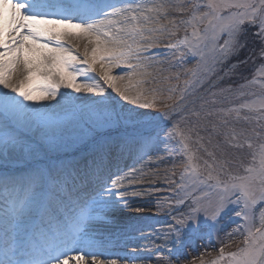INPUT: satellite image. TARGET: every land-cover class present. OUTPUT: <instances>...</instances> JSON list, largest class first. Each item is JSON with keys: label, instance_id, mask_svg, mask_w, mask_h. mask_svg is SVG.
Instances as JSON below:
<instances>
[{"label": "snow or ice", "instance_id": "snow-or-ice-1", "mask_svg": "<svg viewBox=\"0 0 264 264\" xmlns=\"http://www.w3.org/2000/svg\"><path fill=\"white\" fill-rule=\"evenodd\" d=\"M174 11L181 18L162 25L172 13L156 0H0V210L12 220L0 264H116L96 259L101 246L182 243L202 225L211 234L227 211L239 222L226 235L241 234L242 244L226 253L222 243L212 264H264V91L258 109L255 102L228 107L231 97L256 93L221 87L236 64L264 61V0H181ZM249 29L261 46L241 60ZM73 40L84 42L82 56ZM177 53L169 68L196 61L183 70L190 79L180 89L167 82L181 72L158 67L166 62L159 57ZM97 64L99 78L90 75ZM149 82L161 87L142 88ZM202 131L247 150V166L205 149L212 163L201 170L190 144ZM73 145L84 150L82 165L67 159ZM173 152L186 163L165 177L168 202H156L152 213L130 211L141 177L138 169L113 170L116 162L134 155L160 163ZM160 213L166 227L151 223ZM29 220L31 238L21 242L16 225Z\"/></svg>", "mask_w": 264, "mask_h": 264}, {"label": "rangeland", "instance_id": "rangeland-1", "mask_svg": "<svg viewBox=\"0 0 264 264\" xmlns=\"http://www.w3.org/2000/svg\"><path fill=\"white\" fill-rule=\"evenodd\" d=\"M158 3H164L166 5V10H168L170 15L168 16H162L159 23L162 25H167L169 20L175 18L180 19L181 16L178 13H175L174 9L176 4L180 3L181 0H156ZM202 2V0H201ZM182 34V33H181ZM176 37H172L173 42H175ZM247 41V48L240 54L239 59H243L244 57L249 56L250 51L259 52L260 49V43L257 40V38L252 34V29H249L248 34L246 37L242 38V41ZM164 43L166 41H162L158 47L163 48ZM72 44L77 46L78 51L80 52L81 56L83 55V46L77 41L73 40ZM159 59H165L166 62L162 65H158V67H163L165 69H169V72L175 73V72H181V77L179 81L176 80H170L167 82L168 85L176 86L178 89L184 87V80L190 79V77L183 75L184 69H190L193 68L196 64L195 60H188L186 64H184L181 67H172L169 68L170 64H174L176 60H179V54L177 53L175 57L172 56H161ZM235 60V58H234ZM262 65H264V61L260 60L258 56H252L250 57L246 63L244 64H236V73L230 80H226L224 85H221V87H227L231 85L233 90L240 89L241 86L242 90L247 92H253L256 93V95H246L245 97L241 98L239 96L231 97L230 102L227 103L228 107L235 106L239 103L243 102H249L253 103L255 102L254 106L255 108H259V100L262 98L260 96V93L264 91V71L261 70ZM96 71L90 73V75H93L97 78H99L101 69L99 64L96 66ZM121 72L120 69H112V75L118 76L117 74ZM169 72L163 73V75L167 76ZM99 83L103 85L102 80H98ZM134 83V82H133ZM161 87V84L159 82H149L142 85V88L144 89H153ZM106 94H110L111 96H115L116 94L111 90L108 89L105 85ZM5 91L4 89L0 88V92ZM62 92L64 93H71V89L62 88ZM202 93H197V95H200ZM74 95L82 96V97H92V93L88 94H80L75 93ZM162 95L164 97H167L169 95V92L165 90ZM173 99L178 97L180 95L179 91H176L175 93H172ZM59 99V97H57ZM85 103H89L90 99L85 98ZM171 103V101H168ZM48 103V102H43ZM123 103V102H122ZM156 111V110H152ZM248 114L247 112H241L240 116H244ZM235 113L232 114L233 118L235 117ZM176 119H179L177 117ZM108 133H105L106 138ZM111 135H114L111 134ZM199 137L193 136L192 143L190 144V147L192 148L195 155L199 158L195 161V163L203 169V162L207 160L209 163H212L211 159L207 155V152L213 153V155L216 156V158L219 159H228L233 162V164L239 162L244 164V166H247V161L251 159V157L248 155L247 150L244 151H237L235 148L231 147L228 144H225L223 142V137H217L211 132H200ZM233 144L237 143V141H232ZM79 145H73L72 147L67 149V159L73 160L74 162L80 163L82 165V158L84 156V150L79 149ZM207 150V152L205 151ZM168 155L172 156L173 159H164L162 162L157 163L155 156H149L145 157V163L144 166L137 172V176L140 177V174L142 173V170H146V179L149 181L151 185H155L157 182V185H155V189L151 188L148 190V192H142V190H139L142 195L140 198H137L138 200H143L149 202V213L155 212L156 209L154 207V204L158 201L167 203L169 200V197L166 195L168 192V189L165 187L166 184V175H170L171 171L174 170L177 174L181 171H183V166L186 163L185 160L180 159L177 157L176 153H169ZM62 159L65 158L61 157ZM132 160H137V158L132 156H124L120 160L116 162L114 165L115 167H119L123 170H131L134 168V166L131 165V167H127V165ZM156 171H160L159 173ZM141 179V178H140ZM139 180V179H138ZM127 181H125V184ZM145 190V189H144ZM143 190V191H144ZM151 190V191H150ZM145 193H147L145 195ZM3 205L0 203V209H2ZM185 211L184 208H178V212ZM112 215V214H110ZM166 216V213H160L157 216ZM156 216V217H157ZM155 217V218H156ZM259 218V212L257 211V220ZM238 218H236L233 215L232 211H227L226 214L223 216V218L220 220V223L216 226L215 229L211 230V234H209L210 230L206 226H201V228L185 237L182 243H169L165 244L162 239H156V241L161 244L163 243L164 248V259H161L162 264H212L214 260H216L219 257V248L221 247L222 243L225 248V252H232L237 249L238 246L242 244L243 236L239 233L232 235L231 237L227 236L226 233L232 231L236 228V225L238 223ZM2 223H6L7 227L10 228L12 224V220L10 217L6 216L4 211L0 210V233L5 236L6 229L3 227ZM38 223V221H36ZM23 228V232H17L18 237H20L21 242H26L28 239L31 238L32 231H33V222L32 221H26L23 224L17 223L16 227ZM167 226V223H166ZM106 230V229H104ZM108 230V229H107ZM165 246V247H164ZM134 250H136L134 248ZM99 252L104 253L103 256L97 255L98 257L102 258H109L115 254L117 255H127L129 253H132L133 250H127L122 247H120L118 244L113 243H106L103 246L99 248ZM123 260H126L123 258ZM221 264H224L222 261Z\"/></svg>", "mask_w": 264, "mask_h": 264}, {"label": "bare ground", "instance_id": "bare-ground-1", "mask_svg": "<svg viewBox=\"0 0 264 264\" xmlns=\"http://www.w3.org/2000/svg\"><path fill=\"white\" fill-rule=\"evenodd\" d=\"M82 46H83V41H80V40H77ZM123 71L119 72L117 75L120 76V75H123ZM144 163H145V159L142 160V161H138V160H132L130 161V163L127 165V167H131L134 166L133 169H138L140 170L143 166H144ZM125 171H129V170H125ZM156 172H160V171H156ZM147 173H146V170H142V173L140 174V177L141 179L137 180V183L140 184V185H143V187H138L136 188L135 190L136 191H139V190H142V192H148L149 189H151L150 187H148L149 185H151L149 183V181L146 179ZM127 184V183H126ZM155 185H157V182L155 183ZM145 189V190H144ZM132 189H130L131 191ZM144 190V191H143ZM151 191V190H150ZM131 204H132V209L131 210H134L136 209L137 207H139L140 211L142 213H149L148 211L149 210V202H145L143 200H138V199H135L133 201H131ZM114 215V214H112ZM157 221H159V223L157 224ZM151 223L153 224H156L157 227H166V216H157L156 218H153L151 220ZM17 226V225H16ZM119 225H115L113 226L112 228H107V226H105L104 224H101V229L104 230V229H108V230H112L114 231L115 230V227H118ZM8 230L9 228L6 227ZM23 228H20L19 226L17 227V232H23L22 230ZM22 234V233H21ZM111 243L113 244H118L120 247L124 248V249H127V250H133V252H136L139 254L140 258L139 259H130L128 258L127 255H113L109 258H107L106 260H108L109 262L111 260H115L116 261V264H162L161 262V259H164V248H163V243L161 244V242H157L156 239H147V240H143V241H138L136 245H132V244H129L127 247H125L122 243H118L116 241H112ZM146 245V247H144ZM165 247V246H164ZM134 248L136 250H134ZM123 258H125L126 260H123ZM89 259H91V257H89ZM96 259L99 261V260H105V258H102V257H96ZM70 264H74V262H70Z\"/></svg>", "mask_w": 264, "mask_h": 264}]
</instances>
